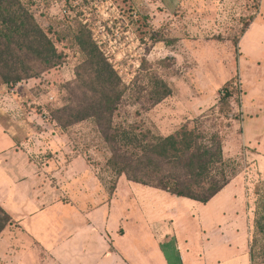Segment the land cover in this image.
Here are the masks:
<instances>
[{"label":"rangeland","instance_id":"1","mask_svg":"<svg viewBox=\"0 0 264 264\" xmlns=\"http://www.w3.org/2000/svg\"><path fill=\"white\" fill-rule=\"evenodd\" d=\"M23 2L50 29L62 54L57 65L17 83L3 82L7 67L0 63V113L18 118L17 128L8 120L6 128L16 150H23L22 175L34 181L39 207L45 208L42 226L63 227L56 213L78 212L79 226L86 217L90 227H175L161 243L169 264H258L249 248L264 155L248 141L255 138L264 152V0H115L128 27L112 31L102 21L94 32L63 16L62 0ZM79 27L115 73L103 91L116 100L118 89L108 86L119 80V89L126 87L111 114L113 124H135L161 136L184 125L217 132L232 173L222 194L204 204L125 175L114 179L97 126L85 120L62 127L67 117L93 113L102 87L95 76L99 65L74 38ZM93 34L103 42L97 44ZM156 81L171 94L154 104ZM45 113L52 119H44ZM14 217L22 221L13 218L1 232L0 264H39L24 255L26 216Z\"/></svg>","mask_w":264,"mask_h":264},{"label":"trees","instance_id":"2","mask_svg":"<svg viewBox=\"0 0 264 264\" xmlns=\"http://www.w3.org/2000/svg\"><path fill=\"white\" fill-rule=\"evenodd\" d=\"M36 21L23 0H0V63L7 67L2 73L3 82L17 83L38 76L47 68L57 65L62 57L55 42ZM77 43L99 65L96 78L102 83L100 97L91 105L93 113L63 119L62 127L90 120L97 126L101 143L108 150L105 166L114 179L126 178L144 186L154 187L176 197L192 199L206 204L231 178L223 159L222 142L217 132L184 125L167 136L139 130L135 124L114 125L111 114L116 110L124 88L112 81L109 89L117 90L116 100H111L104 81L115 79L114 71L101 57L91 41L88 31L79 27L74 36ZM22 69L17 70L16 66ZM156 100L160 102L171 94L163 81L154 84ZM229 87L224 97L229 96ZM108 113V116H104ZM73 118V119H72ZM257 187L258 205L253 221L254 233L249 255L252 262L264 264V181ZM11 216L0 205V234L11 224Z\"/></svg>","mask_w":264,"mask_h":264},{"label":"crops","instance_id":"3","mask_svg":"<svg viewBox=\"0 0 264 264\" xmlns=\"http://www.w3.org/2000/svg\"><path fill=\"white\" fill-rule=\"evenodd\" d=\"M6 120L17 128L14 122L18 118L0 113V205L12 220L15 215L26 216L27 227H21L26 258L35 259L39 264H169L161 243L173 235L175 227H90L86 225L89 223L86 217H83L85 223L79 226L81 214L78 212L72 215L55 212L63 227H43L40 217L45 208L39 207L38 194L33 192L34 181L22 175L23 150H16L17 143L6 128L9 125ZM248 142L264 155L255 146H259L255 138L254 144ZM225 190L226 186L216 195ZM17 220L22 221L21 217Z\"/></svg>","mask_w":264,"mask_h":264},{"label":"built area","instance_id":"4","mask_svg":"<svg viewBox=\"0 0 264 264\" xmlns=\"http://www.w3.org/2000/svg\"><path fill=\"white\" fill-rule=\"evenodd\" d=\"M101 2V6L98 3ZM115 0H62L60 12L63 16L69 18H77L83 25H85L91 32L96 31L102 21L105 22L106 26L113 31V26H116V30L123 27H128L127 23H124L122 15L119 14ZM123 24V25H122ZM122 25V26H121ZM101 26V25H100ZM99 26V27H100ZM105 30V25L102 27ZM125 39L127 40L130 34V29L123 30ZM93 38L97 44L103 41H97V38L93 34ZM53 95H50L49 100H53ZM44 119H52L49 113H45Z\"/></svg>","mask_w":264,"mask_h":264}]
</instances>
